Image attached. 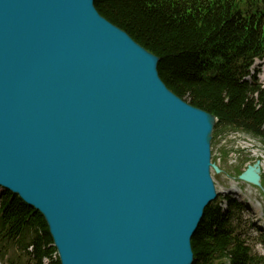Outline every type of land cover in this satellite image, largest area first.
I'll return each instance as SVG.
<instances>
[{
    "label": "water",
    "instance_id": "95a60500",
    "mask_svg": "<svg viewBox=\"0 0 264 264\" xmlns=\"http://www.w3.org/2000/svg\"><path fill=\"white\" fill-rule=\"evenodd\" d=\"M93 0H0V186L43 216L59 264H192L217 193L215 117ZM260 162L237 178L258 187Z\"/></svg>",
    "mask_w": 264,
    "mask_h": 264
},
{
    "label": "trees",
    "instance_id": "16d2710c",
    "mask_svg": "<svg viewBox=\"0 0 264 264\" xmlns=\"http://www.w3.org/2000/svg\"><path fill=\"white\" fill-rule=\"evenodd\" d=\"M93 1L102 17L158 57L159 77L171 92L215 116L214 135L239 129L264 142V87L242 80L252 60L264 57V0ZM9 196L0 197V247L31 245L34 264L44 257L59 264L42 215ZM240 211L231 199L225 212L206 206L191 238L192 264L262 260L237 234Z\"/></svg>",
    "mask_w": 264,
    "mask_h": 264
},
{
    "label": "rangeland",
    "instance_id": "374dc122",
    "mask_svg": "<svg viewBox=\"0 0 264 264\" xmlns=\"http://www.w3.org/2000/svg\"><path fill=\"white\" fill-rule=\"evenodd\" d=\"M256 64L254 66L251 67V69H254L256 68ZM260 79L259 81H262L263 80V73L260 74ZM228 132V130L226 128H223L221 129V155H224L223 152H226V151H229L234 145H235V141L232 140V138H230L227 135H224ZM220 165H221V168L223 170V172H221V174H214L213 172H211V176H212V179L214 181V184H215V187H216V190L217 192L219 193V198H220V193H221V189L224 188V187H228L229 184H230V179L227 177V175H231V176H234V174L236 173L237 174V169L241 170L243 168V165L242 164H237L235 166H229L225 160L221 159V162H220ZM239 185H241L242 187H246L253 196H255V198L259 199L260 202H262L263 206H264V199L263 197H261V195L259 194V191L254 188V187H251V186H248V185H245L243 183H238ZM217 198V203H218V199ZM253 236L255 233H252ZM10 256H12L15 260H16V257H15V253L11 250L9 253H8ZM6 261V258L5 260L2 262L3 264H8V263H5Z\"/></svg>",
    "mask_w": 264,
    "mask_h": 264
},
{
    "label": "bare ground",
    "instance_id": "6f19581e",
    "mask_svg": "<svg viewBox=\"0 0 264 264\" xmlns=\"http://www.w3.org/2000/svg\"><path fill=\"white\" fill-rule=\"evenodd\" d=\"M264 77V76H263Z\"/></svg>",
    "mask_w": 264,
    "mask_h": 264
}]
</instances>
